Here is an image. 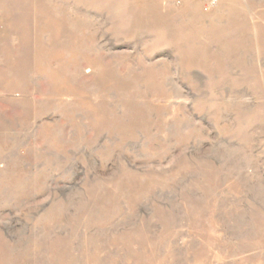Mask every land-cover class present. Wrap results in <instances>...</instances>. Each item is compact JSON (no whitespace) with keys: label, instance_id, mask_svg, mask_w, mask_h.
Segmentation results:
<instances>
[{"label":"rangeland","instance_id":"rangeland-1","mask_svg":"<svg viewBox=\"0 0 264 264\" xmlns=\"http://www.w3.org/2000/svg\"><path fill=\"white\" fill-rule=\"evenodd\" d=\"M0 264H264V0H0Z\"/></svg>","mask_w":264,"mask_h":264}]
</instances>
